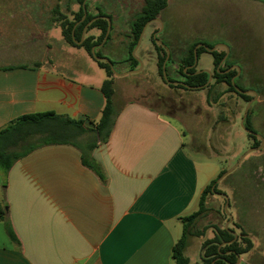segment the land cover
<instances>
[{
  "label": "crops",
  "instance_id": "obj_1",
  "mask_svg": "<svg viewBox=\"0 0 264 264\" xmlns=\"http://www.w3.org/2000/svg\"><path fill=\"white\" fill-rule=\"evenodd\" d=\"M197 13L203 27L223 32L214 51L225 54L220 66L230 68L224 73L236 71L242 81L257 74L231 34L245 39L255 29L250 33L264 48V0H197ZM161 22L160 14L146 30H159ZM37 66H0V131L49 112L87 128L99 123L108 76L99 72L91 82L52 61ZM114 118L110 138L94 149L41 147L8 173L0 170V206H7L17 236L11 240L0 220V264H175L181 218L218 171L202 181V165L185 151L181 131L157 109L130 102L116 107Z\"/></svg>",
  "mask_w": 264,
  "mask_h": 264
},
{
  "label": "rangeland",
  "instance_id": "obj_2",
  "mask_svg": "<svg viewBox=\"0 0 264 264\" xmlns=\"http://www.w3.org/2000/svg\"><path fill=\"white\" fill-rule=\"evenodd\" d=\"M144 3L145 0H87L85 3L87 16L100 13L111 17L110 35L96 53L100 51L103 58L110 60L118 74L141 69L140 63L134 68L130 48L132 22L141 14ZM80 7L79 0H0V66L32 63L40 66L52 61L80 78L92 79L91 82L96 80L99 72L107 78L106 71L85 48L80 47V42L72 44L64 33L67 24L75 21ZM203 19L204 16L197 13V0H169L168 7L161 13L159 30L156 27L147 29L137 51L132 53L142 62V70L125 77H111L113 107L115 110L126 103L140 102L160 111L181 131L185 151L202 165V181L206 174L215 171L218 174L213 180L217 179L221 172L234 168L251 148H261L249 154L233 173L216 181L221 194L207 197L206 211L189 229L185 256L190 264H203L205 244L217 241V232L227 227L236 234L235 241L243 244L241 236L247 234L254 244L251 251L240 256L239 264H264V90L260 86L264 83L263 41L253 38L250 32L255 29L245 31V39L231 34L234 41L238 40L241 56L257 71L247 80L235 79L238 88L249 92L246 94L249 99L230 92L225 83H217L215 78L204 89L184 90L168 84L159 72L158 63L165 54L164 48L170 54L166 63L169 77L172 82H184L180 70L191 47L198 44V48L203 43L214 46L212 49L218 46L216 43L223 32L217 34L212 27H203ZM197 21L201 23L198 27ZM86 28L84 40L90 36L97 40L102 34L98 28L90 29L89 25ZM154 35L156 42L152 39ZM228 37L229 31L224 39ZM212 65L210 53H203L197 62V70ZM228 65L225 62L222 68ZM211 72L214 74V67ZM250 102L249 127L256 137L241 127ZM96 140L97 135L91 132L77 144L80 149H85ZM226 197L233 218L229 224L230 218L225 212ZM200 200L201 196L187 216L199 210ZM6 224L4 222L5 228ZM224 246L226 244L220 248Z\"/></svg>",
  "mask_w": 264,
  "mask_h": 264
},
{
  "label": "trees",
  "instance_id": "obj_3",
  "mask_svg": "<svg viewBox=\"0 0 264 264\" xmlns=\"http://www.w3.org/2000/svg\"><path fill=\"white\" fill-rule=\"evenodd\" d=\"M79 1L81 7L75 16V21L69 22L67 24V28L64 33L72 44H77V42H81L83 31L89 23L90 29L98 28L101 30L102 34L97 40L94 38V36H90L86 38L80 46L85 48L90 56L94 58L92 54V48L100 45L105 39L109 27L107 18H109L111 21V17L99 13L98 16H87L86 14L84 19L86 13L85 3L87 0ZM167 6L168 0H145L141 14L133 20L131 29L133 41L130 48V60L134 65V68L137 67L139 61L132 55V52L137 46L144 28L156 20L161 12L167 8ZM152 39L154 42L157 41L155 35L152 37ZM197 45L198 44L191 47L181 66L180 71L182 76L185 77V81L181 82L183 84H178V87L184 90L204 89L206 88L205 86L209 80L208 73H199L197 70V66L195 65L196 57L199 60L203 53L208 52L207 49H212L214 46L203 44L197 49L195 54L194 50ZM164 49L165 54L160 58L158 63L159 72L162 77L164 63L168 56L167 49ZM95 55L97 57H102L100 51H98ZM210 55L213 56V78L217 80V83H225L230 92L238 94L243 99H249V96L239 93L235 88L237 85L232 83V79L235 77L237 72L231 71L229 73H224L228 68H230V66L226 68H222L220 66L225 54H219L214 51L210 53ZM96 62L100 68L106 71L108 76V79L103 83L102 86V92L106 98V106L102 112L99 123L96 125L94 124L93 128H87L84 126L83 121L73 120L71 118L59 116L51 112L23 116L0 131V169L2 171L8 173L17 161L41 147L69 145L78 148V140L92 132L97 135V140L90 144L89 148L94 149L96 148L98 142H105L110 138L115 120V110L113 107L114 88L113 79L111 78L114 73L112 72V69L108 63L104 61ZM166 73L168 80L172 82L167 71ZM239 89L243 90L242 88ZM249 120L250 118L248 115L246 119V128L251 130L249 127ZM83 164L99 175V177L102 176L100 169L93 160L83 157ZM224 173L225 171L221 172L218 178L213 180L210 185L205 188L201 196L199 210L190 216L181 218L183 234L180 240L174 246L172 254L175 264H190L189 258L185 256V250L188 244L189 229L194 224V222L206 211L205 204L207 197L209 195L221 194L219 193L217 185L215 184ZM213 186H215L214 189ZM0 220L7 223V233L11 240L16 241L17 236L7 217L6 207L0 206ZM217 234L218 236L215 237V240L217 241H208L204 246L205 252L202 256L203 264H236L238 258L242 254H245L254 248V244L247 234H242L241 236V242L245 244V247H242L243 244H240L239 241H234L235 235L228 229H224L222 232L218 231ZM222 244H226V246L220 248Z\"/></svg>",
  "mask_w": 264,
  "mask_h": 264
},
{
  "label": "water",
  "instance_id": "obj_4",
  "mask_svg": "<svg viewBox=\"0 0 264 264\" xmlns=\"http://www.w3.org/2000/svg\"><path fill=\"white\" fill-rule=\"evenodd\" d=\"M85 6V5H84ZM85 17H86V13H85V16H84V19H85ZM83 19V20H84ZM96 19H98V18H96ZM107 20H108V22H109V27H108V30H107V33H106V36H105V39H104V42L102 43V44H100V45H98V46H95V47H93L92 48V54H93V56H94V58H95V60L96 61H104V62H106V63H108L109 65H110V67H111V69H112V72L114 73V75H116V76H118V77H125L126 75H128V74H132V73H138V72H140L141 70H142V68H143V64H142V62L140 61V60H138L139 61V63H140V65H141V69L140 70H138V71H131V72H129V73H125V74H118L115 70H114V68H113V64H112V62L110 61V60H108L107 58H103V57H97L95 54H96V49L97 48H101L103 45H104V43L107 41V39H108V37H109V35H110V32H111V29H112V26H111V21H110V19L109 18H107ZM157 20V19H156ZM155 21V20H154ZM88 25H90V23L88 24ZM148 26V25H147ZM147 26L144 28V30H143V32H142V34H141V37H140V39H139V41H138V44H137V46L135 47V49L133 50V54L137 51V49H138V47H139V45H140V43H141V40H142V37H143V35H144V33H145V30H146V28H147ZM86 29L87 28H85V30H84V33H83V36H82V40H81V42H80V44H82L83 43V41H84V37H85V31H86ZM199 48V47H198ZM198 48H196V50H195V54H196V51H197V49ZM207 50H209L210 52H213L215 49H207ZM169 51H168V56H167V59H166V61H165V63H164V69H163V78H164V80L168 83V84H174V85H178V84H183V83H181V82H171V81H169L168 80V78H167V73H166V63H167V60L169 59ZM197 62H198V59H197V57H196V64L195 65H197ZM223 62H224V60H223ZM222 62V63H223ZM201 72H206V73H208L209 74V80H208V82H207V84H206V86L205 87H207V86H209L210 84H211V82H212V78H213V74H212V72H210V71H208V70H201V71H199V73H201ZM237 78V76H235L233 79H232V83L233 84H235V79ZM236 88V90L239 92V93H241V94H248L249 92L248 91H242V90H240L237 86L235 87ZM251 104H252V102H250L249 103V106L247 107V109H246V111H245V114H244V117H243V119H242V122H241V127L245 130V132H247V133H249V134H251V135H253L251 132H250V130L249 129H247L246 128V125H245V122H246V119H247V117H248V114H249V108H250V106H251ZM255 136H257V135H255ZM261 148H251L248 152H246V154H244V156L243 157H241V159H240V161H239V163L234 167V168H232V169H230L229 171H227V172H225L222 176H221V178L218 180V182L219 181H221L223 178H225L226 176H228V175H230L231 173H233L236 169H237V167L239 166V164L249 155V154H251L252 152H254V151H256V150H260ZM214 187L215 186H213V189H214ZM227 198V197H226ZM228 206H229V200H228V198H227V202H226V206H225V212H226V214L229 216V218H230V220H229V222H228V224L233 220V218H232V216L230 215V213H229V211H228ZM227 224V225H228ZM226 229H227V227H226ZM234 235H235V239H234V241L236 240V238H237V236H236V234L235 233H233ZM240 257L238 258V261H237V263L236 264H239L240 263Z\"/></svg>",
  "mask_w": 264,
  "mask_h": 264
},
{
  "label": "flooded vegetation",
  "instance_id": "obj_5",
  "mask_svg": "<svg viewBox=\"0 0 264 264\" xmlns=\"http://www.w3.org/2000/svg\"><path fill=\"white\" fill-rule=\"evenodd\" d=\"M197 66V65H196ZM199 71V70H198ZM251 136H254V137H256L255 135H251Z\"/></svg>",
  "mask_w": 264,
  "mask_h": 264
}]
</instances>
